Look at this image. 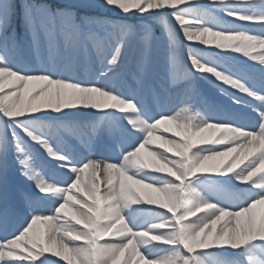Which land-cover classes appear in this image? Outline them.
<instances>
[{"label":"snow or ice","instance_id":"6c2138e0","mask_svg":"<svg viewBox=\"0 0 264 264\" xmlns=\"http://www.w3.org/2000/svg\"><path fill=\"white\" fill-rule=\"evenodd\" d=\"M62 262L264 264V0H0V264Z\"/></svg>","mask_w":264,"mask_h":264},{"label":"rangeland","instance_id":"374dc122","mask_svg":"<svg viewBox=\"0 0 264 264\" xmlns=\"http://www.w3.org/2000/svg\"><path fill=\"white\" fill-rule=\"evenodd\" d=\"M45 256H49V257H51L54 260H59L60 259L59 257H52V254L50 252L49 253H45ZM41 258H43V257H41ZM62 264H63V262H62Z\"/></svg>","mask_w":264,"mask_h":264}]
</instances>
